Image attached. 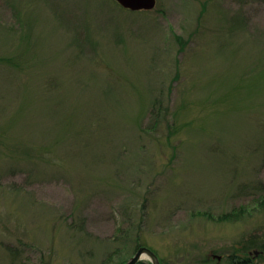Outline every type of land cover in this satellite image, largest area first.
<instances>
[{
    "label": "rangeland",
    "instance_id": "374dc122",
    "mask_svg": "<svg viewBox=\"0 0 264 264\" xmlns=\"http://www.w3.org/2000/svg\"><path fill=\"white\" fill-rule=\"evenodd\" d=\"M263 193L264 0H0V264H264Z\"/></svg>",
    "mask_w": 264,
    "mask_h": 264
},
{
    "label": "trees",
    "instance_id": "16d2710c",
    "mask_svg": "<svg viewBox=\"0 0 264 264\" xmlns=\"http://www.w3.org/2000/svg\"><path fill=\"white\" fill-rule=\"evenodd\" d=\"M111 1L114 2L116 5L120 6L115 0H111ZM159 113H160V111H158V114ZM156 119H155V122H156ZM258 205L261 206L260 209H264V193L259 196ZM248 212H249V210H247V207L242 205L238 208H234L228 212H225V213L219 215L216 220L228 221V222L237 221ZM249 213H251V211ZM122 236L124 239V243H123V246H124L127 243V241L125 240L127 235L123 234ZM130 240H131V242H133V250L134 251L139 246L143 245L139 241L138 238L130 239ZM124 250L125 249L122 246H120L118 248L115 247L114 250L111 251L109 255H107L106 260L103 263L105 264L107 261H110V260H111V262L113 260H117L115 264H123L128 259V257L131 256V254H130L129 256L124 257L122 255ZM214 259L212 258L211 260H214ZM159 260H160V264H169V263L163 261V259L160 257H159ZM216 262L219 263V260L217 259ZM227 262H228V264H254L252 257H250V254H237L235 252H232L231 254L228 255ZM135 264H151V262L146 260V259H140Z\"/></svg>",
    "mask_w": 264,
    "mask_h": 264
},
{
    "label": "water",
    "instance_id": "95a60500",
    "mask_svg": "<svg viewBox=\"0 0 264 264\" xmlns=\"http://www.w3.org/2000/svg\"><path fill=\"white\" fill-rule=\"evenodd\" d=\"M120 6L131 11L151 10L156 5V0H115ZM140 259H147L151 264H160L158 256L148 247L139 246L136 251L123 263L135 264Z\"/></svg>",
    "mask_w": 264,
    "mask_h": 264
}]
</instances>
